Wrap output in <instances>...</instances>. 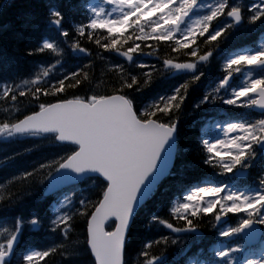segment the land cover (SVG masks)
<instances>
[{"label": "trees", "instance_id": "16d2710c", "mask_svg": "<svg viewBox=\"0 0 264 264\" xmlns=\"http://www.w3.org/2000/svg\"><path fill=\"white\" fill-rule=\"evenodd\" d=\"M97 0H0V86L9 83L13 87L23 80H32L37 74L42 75L46 69L49 72L38 83L39 87L48 88L50 84L62 79L70 71L84 68L88 78L78 76L82 83L76 85L74 80L66 81L64 93L54 95L49 88L47 95H41L37 100L28 93L17 96L15 101L0 96V124L15 123L32 111L38 110L39 103H52L60 98L73 96H90L92 94H112L117 88L120 75L113 65H121L126 73L137 75L143 80V72L153 70L151 82L133 95L138 101L147 105L153 99L162 95L171 94V90L189 81L188 96L182 105L181 118L178 125L179 145L182 152L176 161L172 173L162 182L150 200L139 210L133 225L125 252L127 264H137V256L143 245L148 241H156L161 236H168L169 243L154 244L153 254L160 256L154 264H191L195 258L202 257L203 250L215 242V225L212 214H203L196 217L197 229L202 235L195 232L177 234L159 221L152 220L153 216L167 219L177 227L183 222L178 220L171 208L177 199L189 191L193 185L204 179H212L217 183L234 182L240 187L260 185L259 177L264 174V154L257 153L251 165L240 167L246 177L235 179L231 172H221L219 166L203 163L202 145L199 139H208L214 134L212 124L230 121H246L247 118H258L259 115L250 108L224 104L221 99L200 104L204 94H210V87L224 76L228 69L226 61L247 49L255 50L264 39V17L256 22H250L249 6L255 0H231L232 4H239L244 10L242 24L236 26L228 17L221 16L212 21L213 27L231 25L217 42L206 43V36L197 40L201 53L209 48L212 55L205 62H199L197 74L204 75L198 81H190V72L174 71L165 68L162 58H173L177 62L188 59L184 53H172L175 47L171 41L157 43L154 38L141 42V50L134 53V61L123 60L114 50L101 47L108 41L109 33L106 29H88V34L80 36L76 28L80 24L87 25L93 17L92 5ZM201 0H198V2ZM212 1V0H209ZM214 1V0H213ZM53 8L63 12L61 25L50 20ZM62 29L71 32V39L67 42L61 37ZM212 29L210 28L209 31ZM132 29H126V34H132ZM54 39L59 48L58 53L45 51L43 53H29L28 49L37 47L45 39ZM100 40V45L96 44ZM79 41L81 48H88L91 55L73 49L71 44ZM127 41L121 48L126 50L131 46ZM57 60L60 61L57 64ZM89 67H85L89 65ZM145 65L146 67H141ZM51 66V67H50ZM74 85V86H73ZM29 85L30 88L36 87ZM21 91L24 88L21 87ZM199 105V106H197ZM65 152L64 144L56 141V136L28 134L11 135L9 138H0V243H3L15 230L17 221L20 222V233L14 244L9 264H25L23 256L29 250H45L57 247V251L46 257L39 264H92L90 249L85 244L86 223L85 217L78 213L79 201L86 199L94 201L102 185L101 178H89L74 185L63 194L45 196L44 190L48 180L47 170L30 180L22 176V172L31 171L41 163H47ZM4 157H11L3 160ZM55 171L52 172V174ZM13 177L17 179L13 180ZM9 193L11 197L9 198ZM67 200V202H66ZM57 206H59L57 208ZM72 216L71 229L67 237L63 233V226L54 228L52 221L62 213ZM212 216V218H210ZM38 217L37 223L32 222ZM174 241V243L172 242Z\"/></svg>", "mask_w": 264, "mask_h": 264}, {"label": "snow or ice", "instance_id": "6c2138e0", "mask_svg": "<svg viewBox=\"0 0 264 264\" xmlns=\"http://www.w3.org/2000/svg\"><path fill=\"white\" fill-rule=\"evenodd\" d=\"M110 3L115 6L113 8L116 13L114 17L106 13L104 7L92 8L93 17L88 20L87 25L80 24L76 32L80 36L88 34V38L91 39L88 29H106L109 38L101 47L118 53L127 41H131V46L122 52L128 61H132L133 54L141 50L137 38L141 42L149 38H154L157 43L171 41L175 45L174 48L170 45L171 52H182L188 59L177 62L173 58H162V64L168 69L192 70L190 72L192 83L204 75L203 72L197 74L198 63L207 61L212 55L211 48L201 53L197 40L207 34L206 43L217 42L226 29L231 27V25H225L215 28L212 26V21L225 15L233 18L234 22H239L244 18V10L239 4H232L231 0H214L205 15L198 16L181 32V24L197 7L198 0H110ZM248 11L251 13L248 16L250 22L260 20L264 17V0H255L249 6ZM50 20L58 26L61 25L63 12L53 8L50 12ZM129 28L133 30L132 34H126V29ZM210 28L211 31H209ZM60 35L65 42L71 39V32L68 29H62ZM96 44L100 45V40H96ZM71 47L91 55L88 48L80 47L79 41L73 42ZM46 50L52 53L61 51L54 39L45 38L37 47L28 49V52L30 54L43 53ZM59 63L60 61L57 60V64ZM241 64L253 65L256 68L264 67V46L259 50L237 54L228 59L225 63L228 71L219 81V87L228 83L233 70L240 71ZM90 65L91 61L85 67ZM141 67L146 66L141 65ZM113 68L121 75L118 81L119 86L112 90V94L73 96L57 99L55 103H39L38 110L25 115L16 123L0 124V134L12 135L30 129H39L45 132H55L57 141L68 142L64 144L63 155L47 163H41L31 171L22 172L25 179L30 180L45 170L49 177L53 171L65 168L75 173L92 172L103 178L101 183L104 186L97 193V199L94 201L81 199L80 209L77 210L81 216L85 217V244L90 249L92 264H127L125 252L136 211L156 189L159 181L176 166V161L182 152L179 145L178 125L182 105L188 96L189 89V81L186 80L179 87L172 89L171 94L159 96L145 105L144 102L138 101L133 93L141 91L151 82L154 66L153 70L141 73L143 80L137 75L126 73L119 64L113 65ZM48 75L49 72L45 69L42 75L37 74L30 81L23 80L15 87L4 83L0 86V96L15 101L17 96L28 93L38 100L41 95L48 94L49 88L54 95H58L64 93L65 88L69 86L66 85V81L74 80L76 85H80L82 81L78 76L82 75L85 80L88 78V72L84 71V68H77L75 71L68 72L62 79L50 84L48 88L36 86L43 77ZM248 75L251 73L249 72ZM29 85L36 87L30 88ZM21 87L24 91L20 90ZM219 87L214 90V93L204 94L199 103L204 104L222 99L224 104L233 106L259 105L261 112L264 113V73L248 80L244 86L234 88L226 99L219 97ZM257 94V98L253 99L252 97ZM101 100L109 103L100 105L98 102ZM103 110L127 111L138 125L136 140L127 146L119 160L109 162L107 166L89 162L94 157L92 145L86 137L75 134L71 123L74 113H78L83 118H89ZM217 127L220 126L217 125ZM222 131L223 138L199 139V144L202 145L201 151L204 154L203 163L219 166V170L225 173L231 172L238 166L249 167L257 155L254 146L264 145V115L253 121L226 122L222 126ZM230 133L232 135H229ZM9 159L11 157L3 158L5 161ZM150 176L151 179H149ZM12 179L15 180L17 177ZM258 179L260 190L248 195L237 193L234 190L228 191L230 194L225 195L223 194L225 186L222 188L209 185L192 188L184 198V203L171 208V213L183 222L182 227H177L169 220L158 216H153L152 220L159 221L175 232H180L196 229L198 225L195 218L203 214H212L218 222L225 214L237 213L242 208H246L249 209L247 218L242 219L237 227L222 231L221 235L229 236L233 233H240L252 224L257 214L264 211V174ZM3 187L4 185H0V188ZM206 196L210 198L206 199ZM10 197L11 193H9ZM3 199L4 197L0 195V200ZM38 220V217L32 218L33 223H37ZM71 221L72 216L65 212L58 215L52 224L54 228L62 225L63 233L67 237L71 229ZM260 223H264V218L260 219ZM20 230V222L17 221L15 230L9 238L0 243V264H9V257L13 252ZM168 243V236H161L156 241H148L138 253L137 264H154L160 256L152 253V246ZM57 247H63V245ZM57 247H49L40 251L29 250L23 256V261L25 264H39L50 254L56 252ZM239 248L240 245L237 244L234 248L217 252V255L223 258ZM249 264H262V262L249 261Z\"/></svg>", "mask_w": 264, "mask_h": 264}, {"label": "water", "instance_id": "95a60500", "mask_svg": "<svg viewBox=\"0 0 264 264\" xmlns=\"http://www.w3.org/2000/svg\"><path fill=\"white\" fill-rule=\"evenodd\" d=\"M231 19L233 20V18ZM241 21L236 23L239 24ZM122 52L123 51L118 54L127 60V58L122 55ZM256 96H258V94ZM98 103L100 105H107L109 102L101 100ZM253 109L255 111L261 112V108L259 105H255ZM71 123L72 128L75 130V134L86 137L92 145L94 157L89 162L100 164L102 166H107L109 162L119 160L122 157L127 146L136 140V132L138 125L132 119L130 113H128L127 111L103 110L89 118H83L78 113H74ZM30 133L56 135L55 132H45L39 129H30L23 133L14 134L22 135ZM59 143L66 144L68 142ZM172 170L173 168L171 169V172ZM170 173L164 176L159 181L156 189L152 192V194L140 204L136 211L133 222L139 210L143 207L144 204L149 201V199L156 192L160 184L170 175ZM90 177H98V175H94L92 172L75 173L73 172V170L68 168L58 169L50 177L48 185L44 190V194L46 196L55 195L73 185L81 183L83 180ZM99 178L103 179L102 177ZM149 179H151V176L149 177ZM133 222L131 224V227L133 225ZM241 233L245 236V239L249 245H254L259 242L263 234V230L257 223L252 222V224L243 229Z\"/></svg>", "mask_w": 264, "mask_h": 264}, {"label": "rangeland", "instance_id": "374dc122", "mask_svg": "<svg viewBox=\"0 0 264 264\" xmlns=\"http://www.w3.org/2000/svg\"><path fill=\"white\" fill-rule=\"evenodd\" d=\"M212 3H214L213 0L212 1H209V0H201V1H199L197 7H195L191 13H189V18L185 21L184 25L180 26L181 32L184 29H186L190 25V23L192 21H194L198 16L205 15L206 12L209 11V6ZM98 7H104L105 8V12L110 14L113 17L116 15V13L113 11V8L115 6L110 3V0H108L107 3H106V0H97L92 5V8H98ZM177 36H179V33H177ZM262 46H264V40L260 44V48ZM259 49H257V50H259ZM246 52H249V51H246ZM243 53H245V52H242V53H239V54H243ZM244 67H246V68H244ZM254 68L256 69V67L253 66V65L241 64L240 65V71L232 74V76L233 75H238L239 76V82H240L239 85L238 86H232L231 85L228 88H226V90L231 94V92H232V90L234 88H238V87L244 86L247 83L248 80L256 78L258 73L256 72V70ZM249 72L251 73V75H248ZM217 87H219V82H218ZM216 89L217 88H215L214 90H216ZM218 95L221 97V96L224 95V93L223 94L222 93L221 94L218 93ZM242 106H246V105H242ZM246 107H251V106H246ZM259 118H253L250 121H253V120H256V119H259ZM217 125H219L220 127H217ZM212 126L214 128H216V129L217 128H220V129H218L219 130L218 134L215 135L214 138H209V140H213L215 138H223V136H224L223 131H222L223 124L220 125V124L214 122V124H212ZM229 135H232V133H230ZM9 137H11V135L0 134V138H9ZM256 146L259 149L260 148L264 149V145H256ZM232 171H234L233 173H236V174L239 173L238 167L236 169H233ZM209 185L221 186L222 188L224 187L222 184L215 183V182H213L211 180H204L203 182H201L199 184L193 185L192 188H194V187H204V186H209ZM231 190H234L237 193H242V194L248 195V194H251V193H253L255 191L260 190V187L252 188V189H242V190H240V189H234V185L231 184V185L225 186V190H224L223 194L228 195V194H230V192H228V191H231ZM186 196L187 195L181 197L177 201L176 205H179L180 203H184L185 202L184 198H186ZM207 198H210V197L206 196V199ZM240 202L243 203V201H240ZM229 203H231V202L229 201ZM58 207L59 206H57V208ZM248 211H249V209L242 208L240 212L225 214L224 216L221 217V219L218 222L215 221V219H214V225H217L215 227L216 230H217V232L215 231L216 232L215 235L218 236V238H217L218 242L216 243V246H214V248L212 246L210 247V250L207 253V254H209L208 257H210V258L209 259L208 258L207 259H203L202 261H199V263H197V261L195 260V261H192L193 263H191V264H229L230 260H231V264H248L249 261H260V262H262V264H264V242H263V246H262L261 250H258L255 253H250V251H246L245 250L244 245H242L244 243H242L241 241L236 239L237 236H238L237 233H233L232 235H229V236L221 235L222 231H227L229 228L237 227L241 223L242 219H246L247 218V212ZM230 214L235 215V216L232 218V215H230ZM263 215H264V211H262L261 213L257 214V217H256L255 220L260 221L261 218H264ZM212 216L210 218H212ZM184 232H185V230L177 232V234H181V233H184ZM196 233L200 235L201 230L198 229V231ZM237 244L240 245V248L238 250L230 253L229 256L221 258V257H219L217 255V252L222 251L224 249H228V248H234V246L237 245Z\"/></svg>", "mask_w": 264, "mask_h": 264}, {"label": "flooded vegetation", "instance_id": "af4514ba", "mask_svg": "<svg viewBox=\"0 0 264 264\" xmlns=\"http://www.w3.org/2000/svg\"><path fill=\"white\" fill-rule=\"evenodd\" d=\"M263 217H264V215H263ZM263 225H264V223H263ZM242 239H243V237H242ZM257 249L261 250L262 248L259 247V248L250 249L251 250L250 253H255ZM246 251H247V249H246Z\"/></svg>", "mask_w": 264, "mask_h": 264}]
</instances>
